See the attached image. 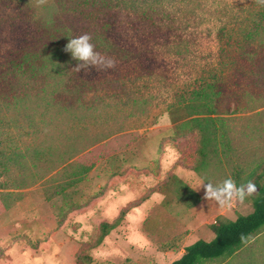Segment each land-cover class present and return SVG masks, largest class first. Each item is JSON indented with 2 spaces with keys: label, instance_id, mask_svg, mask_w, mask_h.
Listing matches in <instances>:
<instances>
[{
  "label": "rangeland",
  "instance_id": "374dc122",
  "mask_svg": "<svg viewBox=\"0 0 264 264\" xmlns=\"http://www.w3.org/2000/svg\"><path fill=\"white\" fill-rule=\"evenodd\" d=\"M263 7L256 0L39 7L0 0V264H87V257L89 264H168L187 245L211 241L218 217L250 214L248 200L221 208L203 199L205 181L188 170L198 160L195 135L173 123L172 107L201 88L214 95L229 148L220 145L202 171L207 181L264 162V33L245 39ZM85 32L115 69L72 71L78 62L64 48ZM42 52L58 55L50 59L56 66L42 73L12 66ZM171 175L204 201L190 207L175 185L161 193ZM123 209L120 225L97 245L101 224ZM204 264H264V231L232 259Z\"/></svg>",
  "mask_w": 264,
  "mask_h": 264
},
{
  "label": "trees",
  "instance_id": "16d2710c",
  "mask_svg": "<svg viewBox=\"0 0 264 264\" xmlns=\"http://www.w3.org/2000/svg\"><path fill=\"white\" fill-rule=\"evenodd\" d=\"M260 33H264V7L256 17L254 29L245 35V39L247 41L255 40ZM52 57L59 59L58 55L51 54L49 56L43 52L37 56L28 55V57L23 54L17 58L18 61L13 62L12 66L25 73L29 71L42 73L44 70H48V65L56 66L50 60ZM35 63L40 65L36 67ZM44 74L47 75L48 73ZM212 96H214L212 92L206 91V88H201L193 91L187 101L172 107V114L175 112L179 114L178 119L172 118V120L174 119L173 123L182 122L188 129L190 128L189 132L195 135L196 149L193 154L197 156L198 160L188 170L200 175L205 182L207 179L202 175V171L211 164L213 158H219V146H223L224 150L229 148L224 122L222 118L214 117L216 110L213 107L214 99ZM180 161L177 166L183 168L185 156H182ZM91 169L92 165L89 164L82 168L79 173L84 175ZM229 177L234 179L238 185L247 184L249 181L256 185V192L245 199L251 203L252 212L245 216L240 215L235 220L218 217L210 225V230L214 235L211 241L198 240L187 245L184 247L183 253L170 264H204L216 259H232L246 248L253 237L264 231V162L258 164L250 172H244L242 168H237ZM169 178L163 183L161 193L166 192L169 186L175 185L177 195L186 191L187 197L191 199L190 207H194L200 202V196L192 189H186L184 182L176 175H171ZM160 192L154 191L153 194H160ZM126 213L127 210L123 209L113 222L101 224L97 245L101 244L103 239L120 225ZM86 260L89 264V257Z\"/></svg>",
  "mask_w": 264,
  "mask_h": 264
},
{
  "label": "clouds",
  "instance_id": "9594fccd",
  "mask_svg": "<svg viewBox=\"0 0 264 264\" xmlns=\"http://www.w3.org/2000/svg\"><path fill=\"white\" fill-rule=\"evenodd\" d=\"M240 2L246 3V0H240ZM256 3L264 6V0H256ZM46 4L47 0H37L38 7ZM91 41L92 36L87 32L69 39L64 51L70 53L72 59L78 62L72 71L79 73L83 70L88 74L92 68L97 72L115 69L116 61L97 52L95 45ZM200 188L204 190L203 199L205 201L209 203L215 202L221 208L229 207L236 202L242 203L247 197L256 192L254 182L249 181L247 184L238 185L231 177L225 178L218 184H214L211 181L202 182L199 186Z\"/></svg>",
  "mask_w": 264,
  "mask_h": 264
},
{
  "label": "crops",
  "instance_id": "0c3cea01",
  "mask_svg": "<svg viewBox=\"0 0 264 264\" xmlns=\"http://www.w3.org/2000/svg\"><path fill=\"white\" fill-rule=\"evenodd\" d=\"M188 185H189V184H188ZM190 187H192V186L190 185ZM193 189H194V188H193ZM195 190H196V189H194V192H197V191H195ZM110 191H112V190H110ZM120 191H121V190H118V193H119ZM111 194H115V192H111ZM203 201H204V200L201 199L200 203L203 202ZM194 210H195V209H194ZM183 250H184V249H183ZM183 250L180 251L178 257L183 253ZM178 257H176L175 259H177ZM175 259H173L172 261H174ZM172 261H171V262H172ZM171 262H170V263H171ZM170 263H168V264H170Z\"/></svg>",
  "mask_w": 264,
  "mask_h": 264
}]
</instances>
